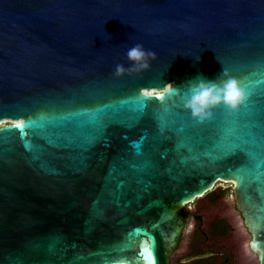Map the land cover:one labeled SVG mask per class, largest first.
<instances>
[{"label":"water","instance_id":"95a60500","mask_svg":"<svg viewBox=\"0 0 264 264\" xmlns=\"http://www.w3.org/2000/svg\"><path fill=\"white\" fill-rule=\"evenodd\" d=\"M223 68L247 99L199 124L188 83ZM4 120L0 264H172L220 181L264 264V0H0Z\"/></svg>","mask_w":264,"mask_h":264},{"label":"rangeland","instance_id":"374dc122","mask_svg":"<svg viewBox=\"0 0 264 264\" xmlns=\"http://www.w3.org/2000/svg\"><path fill=\"white\" fill-rule=\"evenodd\" d=\"M11 124V121L4 120L0 127ZM233 183L217 182L214 189L221 196L216 202H212L209 195L196 199L192 205L194 212H199L204 218L201 225L202 231L209 233V225L218 218H224L231 226V233L224 238H210L208 240L194 239V232L198 226L193 220L190 223L185 240L178 252L173 256V264H187L188 256L196 251L206 255L213 254L220 264V256L230 259V264H258L257 257L249 250L248 243L251 235L245 229L240 214L236 211L235 198L233 194Z\"/></svg>","mask_w":264,"mask_h":264},{"label":"clouds","instance_id":"9594fccd","mask_svg":"<svg viewBox=\"0 0 264 264\" xmlns=\"http://www.w3.org/2000/svg\"><path fill=\"white\" fill-rule=\"evenodd\" d=\"M126 58L130 62V67L126 68L123 64H117L113 73L115 77L119 78L149 70L150 62L157 59V54L154 51L145 50L142 44L137 43L127 50ZM174 91L179 90L169 83L162 90L154 92L142 90L141 95L163 100L165 94H171ZM246 99L247 94L239 80L223 68L218 80H206L199 77L190 81L187 94L183 99V107L190 112L194 121L204 124L213 118L214 110L220 106L236 111L245 103Z\"/></svg>","mask_w":264,"mask_h":264},{"label":"flooded vegetation","instance_id":"af4514ba","mask_svg":"<svg viewBox=\"0 0 264 264\" xmlns=\"http://www.w3.org/2000/svg\"><path fill=\"white\" fill-rule=\"evenodd\" d=\"M218 219H224V218H218ZM193 220L195 221L196 224H198V226H197V228H196V230L194 232V239L198 240L200 238L199 240L204 239V240H208L209 241L210 238H215L213 235L210 234V232H211V225H212V223L215 220L210 223V225H209V233L208 234H206V233H204L202 231L201 225L204 224V218L200 215L199 212H197V211L196 212L191 211V222ZM214 257L215 256L213 254H211V255H201L200 257H197V258L196 257L188 256V263L187 264H191V262H193V261H195V260H197L199 258L204 259L205 260V264H219L216 260H213ZM172 264H173V259H172ZM220 264H230V259L228 257L227 258H224L223 256H220Z\"/></svg>","mask_w":264,"mask_h":264},{"label":"trees","instance_id":"16d2710c","mask_svg":"<svg viewBox=\"0 0 264 264\" xmlns=\"http://www.w3.org/2000/svg\"><path fill=\"white\" fill-rule=\"evenodd\" d=\"M221 192V191H219ZM219 192L212 190L209 191L208 193H206L205 195H209V198L211 199L212 202H216L219 197L221 196V194H219ZM231 232V226L228 224V222L225 219H217L215 220L212 225H211V232L210 234L213 235L215 238H224L226 236L229 235V233ZM200 241V240H198ZM201 255H206L202 252L196 251L195 253L191 254V257H200ZM205 264V260L202 258H199L193 262H191V264Z\"/></svg>","mask_w":264,"mask_h":264},{"label":"snow or ice","instance_id":"6c2138e0","mask_svg":"<svg viewBox=\"0 0 264 264\" xmlns=\"http://www.w3.org/2000/svg\"><path fill=\"white\" fill-rule=\"evenodd\" d=\"M156 98V97H155ZM18 127H22L20 125H18ZM141 256L143 257V259L145 261H148L149 264H152V261H153V252H152V248H151V245L148 244V243H145L143 246H142V249H141Z\"/></svg>","mask_w":264,"mask_h":264}]
</instances>
